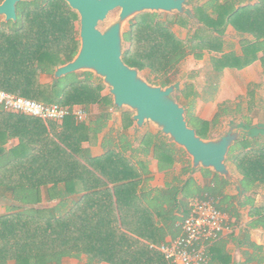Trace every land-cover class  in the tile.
<instances>
[{
	"label": "trees",
	"instance_id": "1",
	"mask_svg": "<svg viewBox=\"0 0 264 264\" xmlns=\"http://www.w3.org/2000/svg\"><path fill=\"white\" fill-rule=\"evenodd\" d=\"M186 1L191 8L184 14L141 12L123 32L124 63L140 71L149 69L157 77L152 84L173 83L171 74L195 48L220 51L228 25L251 34L263 48L264 0ZM191 23L197 26L186 39L172 30L174 25L187 28ZM78 26V14L64 0L17 3L16 21L0 27V89L63 106L111 103L110 95H102L101 78L90 71L52 79L54 69L78 51ZM248 43L241 59L224 58L223 66L242 67L255 60L258 48ZM186 120L205 138L207 123L188 110ZM45 123L0 110V202L7 206L0 213V264H60L64 257L81 255L88 264H169L158 250L154 215L137 193L138 173L111 152L96 159L86 155L81 145L96 130L84 121L68 116L55 124L59 130L53 135L46 132ZM47 123L54 130L52 121ZM249 136L247 131L235 141L226 157L245 190L264 183V141L252 142ZM10 137L19 142L6 150ZM209 173L214 187L207 194L216 200L229 182ZM42 187L48 200L61 204L39 205ZM71 196L76 198L68 202Z\"/></svg>",
	"mask_w": 264,
	"mask_h": 264
},
{
	"label": "crops",
	"instance_id": "2",
	"mask_svg": "<svg viewBox=\"0 0 264 264\" xmlns=\"http://www.w3.org/2000/svg\"><path fill=\"white\" fill-rule=\"evenodd\" d=\"M196 26L195 23L187 28L174 25L172 30L186 39ZM261 41L263 48L258 47L260 43L255 44L251 34L239 33L228 25L220 51L195 48L181 62L178 78L173 81L179 96L175 99L191 116L208 124L203 132L205 139H214L237 124L245 127L241 136L249 131L250 141H264V40ZM248 42L258 48L255 60L242 67L223 66L224 58L241 59ZM102 95H110L108 87L105 86ZM84 108L88 112L84 123L96 133L81 148L93 159L111 152L130 164L138 173L137 193L154 215L159 243H170L181 233L179 224L188 213L189 201L208 195V189L214 187V176L209 171L215 172L193 168L184 150L164 136L156 125L148 121L137 127L133 111L115 107L112 97L111 103L102 101ZM61 123L52 122V125ZM45 126L50 135L59 130L56 127L51 130L47 122ZM18 142V137H10L4 147L8 150ZM164 145L168 148L161 149ZM228 168L234 180H228L229 185L216 196V204L226 216L227 228L208 248V263L264 264V183L251 184L245 190L234 167L228 164ZM41 191L39 205L47 201L52 202L51 207L61 204L60 200L47 199L45 187ZM75 198L71 196L67 201ZM72 258L64 257L60 264H76L81 260V257ZM84 264H88L87 259Z\"/></svg>",
	"mask_w": 264,
	"mask_h": 264
},
{
	"label": "water",
	"instance_id": "3",
	"mask_svg": "<svg viewBox=\"0 0 264 264\" xmlns=\"http://www.w3.org/2000/svg\"><path fill=\"white\" fill-rule=\"evenodd\" d=\"M25 0H3L0 14L6 21H16V4ZM79 17V48L72 60L56 67L52 79H59L79 71H90L101 78L109 88L113 105L133 111L137 127L145 122L156 125L164 136L182 148L190 157L193 168L213 170L226 180H234L226 157L244 126L232 124L226 132L214 139H205L190 127L186 111L173 96L176 86L152 84L139 70L124 63L123 25L141 12H186V0H64ZM119 9L117 20L105 29L99 28L108 14Z\"/></svg>",
	"mask_w": 264,
	"mask_h": 264
},
{
	"label": "built area",
	"instance_id": "4",
	"mask_svg": "<svg viewBox=\"0 0 264 264\" xmlns=\"http://www.w3.org/2000/svg\"><path fill=\"white\" fill-rule=\"evenodd\" d=\"M0 110L23 114L43 121L61 122L71 116L76 122L85 121L88 112L81 105L63 106L44 103L0 89ZM181 233L170 243H161L169 264H208V248L227 228L226 216L209 195L189 201L188 213L179 224Z\"/></svg>",
	"mask_w": 264,
	"mask_h": 264
},
{
	"label": "rangeland",
	"instance_id": "5",
	"mask_svg": "<svg viewBox=\"0 0 264 264\" xmlns=\"http://www.w3.org/2000/svg\"><path fill=\"white\" fill-rule=\"evenodd\" d=\"M185 8H186V11L187 10H189L190 8H191V5L190 4H186L185 5ZM118 13H119V9H115V10H113V11H111L109 14H108V16L106 17V19L103 21V22H100V24H99V28L101 29V30H103V29H105L108 25H110L112 22H114L115 20H117V17H118ZM157 14H161V13H157ZM164 14H166V13H164ZM163 15V14H162ZM133 18V17H132ZM131 18V19H132ZM131 19H129V20H127L125 23H124V25H123V31H125L126 29H127V27H128V23H129V21L131 20ZM183 33V31H181L180 32V34H182ZM126 46V44L125 43H123V48ZM179 72H180V69H178L176 72H174V74L172 73L171 74V78H172V80L174 81V80H176L177 78H178V74H179ZM139 74H140V76H142L145 80H147L148 82H155L156 81V79H157V77L155 76V74H153V73H150V71H149V69H145V70H143V71H140L139 70ZM48 79L49 78H47V77H44L43 78V80L44 81H48ZM173 96L174 97H179L178 96V94H177V92H173ZM188 123V122H187ZM188 125L189 126H191L189 123H188ZM48 203H43V205L42 206H49V205H52V202H49V201H47ZM7 206H6V203L4 202V201H1L0 202V213H3L4 211H5V208H6ZM81 257V258H80ZM80 257H78V259L80 258L81 260L80 261H76V264H84V261H85V259H86V257L84 256V255H81ZM72 259H76V258H72ZM75 262V261H74Z\"/></svg>",
	"mask_w": 264,
	"mask_h": 264
},
{
	"label": "flooded vegetation",
	"instance_id": "6",
	"mask_svg": "<svg viewBox=\"0 0 264 264\" xmlns=\"http://www.w3.org/2000/svg\"><path fill=\"white\" fill-rule=\"evenodd\" d=\"M2 1L3 0H0V4L2 3ZM187 4V1L185 2V5ZM16 13H17V4H16ZM161 14H164V13H161ZM166 14H168V13H166ZM11 21V20H10ZM3 22H7L6 20H5V16L4 15H2V14H0V27H1V25H2V23Z\"/></svg>",
	"mask_w": 264,
	"mask_h": 264
}]
</instances>
